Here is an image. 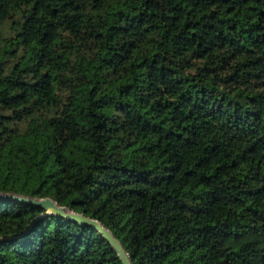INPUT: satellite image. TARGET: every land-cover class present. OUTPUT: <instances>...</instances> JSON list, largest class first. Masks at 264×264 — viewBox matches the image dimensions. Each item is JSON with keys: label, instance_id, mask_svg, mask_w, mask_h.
<instances>
[{"label": "trees", "instance_id": "trees-1", "mask_svg": "<svg viewBox=\"0 0 264 264\" xmlns=\"http://www.w3.org/2000/svg\"><path fill=\"white\" fill-rule=\"evenodd\" d=\"M0 193L99 220L133 264H264V0H0ZM0 198V264H123Z\"/></svg>", "mask_w": 264, "mask_h": 264}, {"label": "water", "instance_id": "water-1", "mask_svg": "<svg viewBox=\"0 0 264 264\" xmlns=\"http://www.w3.org/2000/svg\"><path fill=\"white\" fill-rule=\"evenodd\" d=\"M0 198L16 200L19 202H24L37 207H41L45 210L46 214H56L66 217L71 220L78 221L82 225H90L98 229L101 234L112 244V246L117 250L119 257L122 259L123 264H133L128 252L123 247L122 243L115 237L112 231L106 228L99 220L93 219L84 215L83 213H78L69 210L68 208L59 205L53 198H31L24 195L16 194H1ZM1 240V238H0Z\"/></svg>", "mask_w": 264, "mask_h": 264}, {"label": "rangeland", "instance_id": "rangeland-1", "mask_svg": "<svg viewBox=\"0 0 264 264\" xmlns=\"http://www.w3.org/2000/svg\"><path fill=\"white\" fill-rule=\"evenodd\" d=\"M7 32H8L7 24L6 23L0 24V36L5 35Z\"/></svg>", "mask_w": 264, "mask_h": 264}]
</instances>
